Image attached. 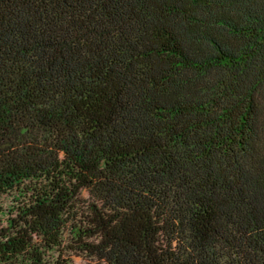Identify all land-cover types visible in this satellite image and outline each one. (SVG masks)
Instances as JSON below:
<instances>
[{"label":"trees","instance_id":"1","mask_svg":"<svg viewBox=\"0 0 264 264\" xmlns=\"http://www.w3.org/2000/svg\"><path fill=\"white\" fill-rule=\"evenodd\" d=\"M11 191L0 264H264V0H0Z\"/></svg>","mask_w":264,"mask_h":264},{"label":"rangeland","instance_id":"2","mask_svg":"<svg viewBox=\"0 0 264 264\" xmlns=\"http://www.w3.org/2000/svg\"><path fill=\"white\" fill-rule=\"evenodd\" d=\"M87 194H83V198H86ZM23 198H18L17 193L11 191L9 193L0 196V228L7 227L9 225L10 219L15 218L16 209L18 205L22 202ZM84 209V206L79 205L78 208ZM76 237L74 236L72 227L66 226V229L62 235L63 248L61 251L51 250L46 253V258L51 263L55 262L57 259H68L71 264H97L96 260L91 259L85 253L79 251H71L68 249L69 245H73L72 242Z\"/></svg>","mask_w":264,"mask_h":264}]
</instances>
